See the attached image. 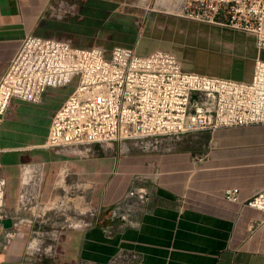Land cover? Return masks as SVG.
I'll use <instances>...</instances> for the list:
<instances>
[{
  "label": "crops",
  "instance_id": "1",
  "mask_svg": "<svg viewBox=\"0 0 264 264\" xmlns=\"http://www.w3.org/2000/svg\"><path fill=\"white\" fill-rule=\"evenodd\" d=\"M127 1L70 0L73 12L61 18L57 0H0V79L27 36L68 41L81 49L101 47L108 55L116 47L140 56L170 52L168 40L149 47L148 35L137 34L133 15L122 9ZM159 22L169 26L167 20ZM256 56L263 58L264 52L257 50ZM183 69L208 75L187 65ZM254 70L214 77L249 83ZM67 89H49L40 104L13 100L0 131L6 204L15 214L21 212L20 172L26 166L41 169L58 185L64 176L90 187L99 224L61 232L53 239L51 264H109L121 250L135 253V264H264V213L224 197L226 190L237 189L240 200L247 201L264 190V125L187 135L173 152L95 146V156L81 158L45 148L53 118L73 92ZM142 199L145 205L139 204ZM124 202L138 226L117 222L109 236L104 226ZM8 224L0 222V230ZM21 253L13 249L8 255Z\"/></svg>",
  "mask_w": 264,
  "mask_h": 264
},
{
  "label": "built area",
  "instance_id": "2",
  "mask_svg": "<svg viewBox=\"0 0 264 264\" xmlns=\"http://www.w3.org/2000/svg\"><path fill=\"white\" fill-rule=\"evenodd\" d=\"M194 1L196 11L184 18L201 16L198 10L204 3ZM206 1L209 24L253 36L258 52H264V0ZM57 2V17L73 12L70 0ZM74 82L77 86L53 118L46 149L81 158L95 156V146L173 152L187 135L264 125L261 57L252 81L245 83L186 72L178 57L164 50L140 56L134 49L116 47L108 55L101 47L81 49L68 41L27 36L0 79V131L13 100L40 104L49 89ZM2 155L0 149V213L7 207ZM30 177L22 180L21 204L29 188L40 186L44 174L37 169L34 178L39 184ZM224 197L264 213V190L247 201L240 200L237 189L226 190ZM131 211L125 202L116 206L105 233L112 236L117 222L138 226ZM99 220L98 213L84 227L97 226ZM80 224L75 228H83ZM137 259L135 253L121 250L109 264H135Z\"/></svg>",
  "mask_w": 264,
  "mask_h": 264
},
{
  "label": "rangeland",
  "instance_id": "3",
  "mask_svg": "<svg viewBox=\"0 0 264 264\" xmlns=\"http://www.w3.org/2000/svg\"><path fill=\"white\" fill-rule=\"evenodd\" d=\"M201 2L204 5L199 7L201 16L198 20L184 18L185 14L196 11L194 0H128L122 9L133 15L137 34L141 38L148 35L149 47L152 44L158 47L157 40L163 45L167 43L168 50L176 54L183 65L204 74L223 77L238 76L252 70L257 58L256 46H252L253 36L214 28L208 23L207 1ZM155 20L157 22L153 23ZM159 20H167L169 26L161 25ZM243 64L244 67H240ZM76 86L77 82H74L68 87V92ZM26 172L32 180L38 179L34 178L37 169L31 167L22 168L21 180ZM59 180L62 185L56 184L57 180H52L49 175L41 183L36 181L40 186L28 189L22 200L21 212L15 214V210L5 207L0 213V222H11L0 230V264L7 260L51 264L53 239L80 221L85 228L96 218L90 187L81 186L78 180L69 183L64 176ZM13 249L19 253L22 251L21 255L10 257L8 253Z\"/></svg>",
  "mask_w": 264,
  "mask_h": 264
},
{
  "label": "bare ground",
  "instance_id": "4",
  "mask_svg": "<svg viewBox=\"0 0 264 264\" xmlns=\"http://www.w3.org/2000/svg\"><path fill=\"white\" fill-rule=\"evenodd\" d=\"M26 173H28V174H26L25 176H27V177H28V176H29V172H26Z\"/></svg>",
  "mask_w": 264,
  "mask_h": 264
}]
</instances>
